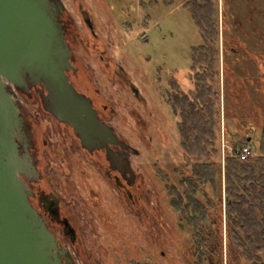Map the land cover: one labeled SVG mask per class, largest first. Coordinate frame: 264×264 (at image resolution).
Returning <instances> with one entry per match:
<instances>
[{
	"label": "flooded vegetation",
	"instance_id": "obj_1",
	"mask_svg": "<svg viewBox=\"0 0 264 264\" xmlns=\"http://www.w3.org/2000/svg\"><path fill=\"white\" fill-rule=\"evenodd\" d=\"M80 1L82 0L72 3L73 6L71 5L70 8V11L78 16L79 21L73 20L65 6L60 11L58 18L63 25L65 39L72 52L71 67L66 71V74L76 90L90 99L97 117L111 127L112 133L118 140L117 143H108L106 146L91 150L83 147L70 125L58 120L44 109L42 97L46 90L42 85L28 83L26 88L12 89L24 121L29 141L28 150L33 158L35 168V172L31 175L21 174L20 177L30 191L28 197L30 205L43 218L47 228L56 237L58 245L64 246L68 250L62 264H76L72 249L75 248L79 238L81 220L78 217L81 210H84L83 207L86 206L85 200L80 199L77 194L81 188H85L88 192L86 198L89 206L100 210L99 220L101 225L107 229L112 228L117 231L114 220L118 222L121 218L131 216L129 215L130 209L140 213L143 206L139 202L140 195L143 193V180L136 174L130 161V156L139 155V150L122 139L112 125L116 111L108 101L105 88L101 84L102 79L105 84L115 83L119 80L118 63L114 62L108 54L105 43L102 42L99 34L100 27L102 25L105 27L106 21L99 19V22L96 23L89 8ZM236 1L248 5L249 11H244L242 14L235 12ZM253 1H255L254 5ZM262 1H231L226 9L225 17L222 16L221 9H219L218 66L221 102L237 117L253 116V112L250 111L252 104L258 105V115L262 113V108H260L264 94L262 23L259 24L256 21L254 28L251 29V34L247 33L244 28L247 17H251L253 14V9L256 11L255 19L260 20L263 17L262 11L258 9V4H262ZM238 7L241 8V5ZM230 14L233 15L230 16ZM197 27L201 43L191 48L188 75L190 87L186 90L174 82L172 93L160 97V100L162 99L172 108L177 119L178 115L172 105L182 102V96H188L189 91H192L191 94L195 97L199 94L200 57L198 48L204 44V39L198 25ZM252 31H254V40H251ZM225 47L229 48L232 53H226ZM102 68L104 69L102 70ZM246 74H248L249 80H247ZM124 78L128 81L133 95L137 96V86L127 79L126 74ZM145 88L149 99L157 105L153 108V114H159L165 119L160 108L161 105L158 103L159 99H156V95L154 96L151 89ZM228 103L232 106H228ZM158 108L160 112L157 113ZM19 147L21 149L22 144ZM49 158L55 166V172L62 170L66 176L64 174L60 177L49 176L48 172L51 173V168H47ZM70 171L75 181L67 178ZM90 177L97 180L92 186L91 183L94 180ZM68 196L70 198H67ZM108 201L111 206H117L120 203L122 209L102 208L103 204ZM118 224L120 227H124L120 222ZM221 230L222 264H229L225 217L222 220ZM180 245L181 243H177V249L180 248L178 253L182 255ZM117 254L120 257L118 259L120 262L116 261L117 264H155L148 255H145L147 259L142 261L133 258L124 259L120 251H117Z\"/></svg>",
	"mask_w": 264,
	"mask_h": 264
},
{
	"label": "rangeland",
	"instance_id": "obj_2",
	"mask_svg": "<svg viewBox=\"0 0 264 264\" xmlns=\"http://www.w3.org/2000/svg\"><path fill=\"white\" fill-rule=\"evenodd\" d=\"M75 1L77 0H61L73 20L79 21L78 16L70 11ZM185 1H80L89 8L96 23L99 19L106 21L105 27H100L99 34L108 54L118 63L119 80L105 84L102 79L101 84L116 111L112 125L122 139L139 150V155H131L130 161L136 174L143 180V193L139 200L143 206L140 213L130 209L131 216L119 219L118 222L124 227H120L114 220L117 231L107 229L99 220L100 210L89 206L86 198L88 192L81 188L77 194L80 199L85 200L86 206L78 217L81 220L79 238L72 249L76 264H117L116 261L120 262L117 251L128 260L133 258L143 261L147 259L145 255H148L155 264H183L177 243H181L182 247L188 245L189 240L177 228L175 214L164 197L156 177V169L167 168L179 159L180 154L177 118L172 108L162 99L161 101L160 97L172 93L174 82L186 90L190 87V52L193 46L201 43L198 27L191 18ZM254 3L255 1L252 2L253 5ZM235 5V12L241 14L250 8L240 1H236ZM258 9L262 11L263 17L255 19L256 11L253 9L244 28L251 34V29L258 21L259 24L262 23L264 35V0L262 4H258ZM253 33L254 31L251 40H254ZM125 74L137 86V96L133 95L124 78ZM145 87L151 89L156 99L160 100L158 103L165 119L159 114H153L156 104L149 99ZM228 106L232 104L228 103ZM158 109L157 113L160 112ZM249 147L255 154L254 148L251 145ZM49 159V176L65 175L62 170L56 173L55 166ZM47 168L45 166L46 171ZM67 178L75 181L71 171ZM93 180L91 186L97 181L95 178ZM102 208L122 209L120 203L111 206L109 201Z\"/></svg>",
	"mask_w": 264,
	"mask_h": 264
},
{
	"label": "trees",
	"instance_id": "obj_3",
	"mask_svg": "<svg viewBox=\"0 0 264 264\" xmlns=\"http://www.w3.org/2000/svg\"><path fill=\"white\" fill-rule=\"evenodd\" d=\"M231 1H186L204 39L198 48L199 94L189 91L172 105L179 159L156 169L177 228L189 240L182 246L183 264H222L224 217L229 264H264V94L261 115L252 104L253 116L237 117L221 102L219 9L225 17ZM225 52L232 53L227 47ZM249 145L255 154L241 159L236 149Z\"/></svg>",
	"mask_w": 264,
	"mask_h": 264
},
{
	"label": "water",
	"instance_id": "obj_4",
	"mask_svg": "<svg viewBox=\"0 0 264 264\" xmlns=\"http://www.w3.org/2000/svg\"><path fill=\"white\" fill-rule=\"evenodd\" d=\"M63 8L61 0H0V264H62L68 253L28 201L20 175L35 168L12 89L42 85L44 109L89 150L118 141L68 80L72 52L58 19Z\"/></svg>",
	"mask_w": 264,
	"mask_h": 264
},
{
	"label": "built area",
	"instance_id": "obj_5",
	"mask_svg": "<svg viewBox=\"0 0 264 264\" xmlns=\"http://www.w3.org/2000/svg\"><path fill=\"white\" fill-rule=\"evenodd\" d=\"M235 153L238 154L241 159L254 155L253 149L249 146L237 148Z\"/></svg>",
	"mask_w": 264,
	"mask_h": 264
}]
</instances>
